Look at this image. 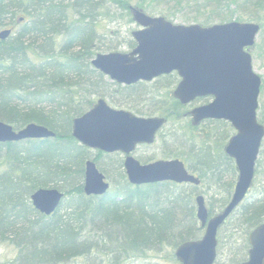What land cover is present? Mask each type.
I'll return each instance as SVG.
<instances>
[{
	"label": "trees",
	"instance_id": "16d2710c",
	"mask_svg": "<svg viewBox=\"0 0 264 264\" xmlns=\"http://www.w3.org/2000/svg\"><path fill=\"white\" fill-rule=\"evenodd\" d=\"M129 1L0 0V27L18 26L0 40V121L14 128L35 123L56 134L0 142V166H5L0 173V243L17 249L12 264H65L82 257L85 264H162L160 260L180 264L176 246L201 235L196 196H206L209 215L215 213L214 206L221 211L231 198L237 169L224 149L234 130L220 119L195 124L189 114L197 101L208 102V98L181 104L172 95L179 80L175 72L150 82L121 85L109 84L93 68L102 14L109 15L111 9L113 19L120 14L133 21L131 9L145 11L149 4L148 0ZM202 1L206 6L234 4L250 20H260L259 13H264V0ZM20 17L23 21L17 23ZM218 20L227 22L232 17L225 14ZM134 45L131 37L128 50ZM108 84L113 103L121 97L138 115L166 118L152 147L162 158L182 160L199 184L133 185L119 152L97 151L94 161L107 179L117 183L100 196L84 193V166L91 150L72 137L71 120L89 109L96 97H104L102 90ZM259 109L260 105L257 118L264 124ZM105 158L110 159L109 167L101 162ZM260 176L264 178V139L250 194L218 229L217 257L224 243L233 251L229 264L246 259L248 234L264 222ZM48 186L58 188L64 197L52 214L44 215L34 209L30 195ZM242 251L241 257H246L240 260L237 254Z\"/></svg>",
	"mask_w": 264,
	"mask_h": 264
},
{
	"label": "water",
	"instance_id": "95a60500",
	"mask_svg": "<svg viewBox=\"0 0 264 264\" xmlns=\"http://www.w3.org/2000/svg\"><path fill=\"white\" fill-rule=\"evenodd\" d=\"M140 28L132 31L136 42L128 52L97 53L92 65L111 80L124 85L152 79L175 71L179 81L172 95L186 104L210 97L205 104L190 110L193 123L205 119L229 122L234 133L225 145V153L234 159L237 179L230 200L218 213L209 216L202 194L196 196V216L204 228L197 239L185 240L175 249L180 264H214L217 256L219 226L246 197L255 174V163L264 138V124L257 119L261 77L252 67L249 48L255 43L258 23L236 20L210 26L176 24L163 16H150L132 8ZM11 29L0 30L6 39ZM166 122L162 116H139L116 109L105 99L94 105L71 124L72 136L82 145L104 152H120L131 184L174 181L198 184L178 158H159L141 163L133 152L140 144H153ZM54 131L35 123L15 129L0 121V142L29 138L54 137ZM109 187L105 175L92 159L85 162L83 190L87 195L104 194ZM64 193L56 187H41L31 196L32 205L50 215L59 206ZM247 259L237 264H264V222L248 234Z\"/></svg>",
	"mask_w": 264,
	"mask_h": 264
},
{
	"label": "rangeland",
	"instance_id": "374dc122",
	"mask_svg": "<svg viewBox=\"0 0 264 264\" xmlns=\"http://www.w3.org/2000/svg\"><path fill=\"white\" fill-rule=\"evenodd\" d=\"M136 2L137 0H132L131 2L129 1L130 4H137ZM148 2L149 4H145L144 6L145 11L142 10L143 12H146L147 14L152 16H161V15L165 16L167 19L171 20L174 23H179V24L197 23L201 25L213 24L220 22L218 20L219 16L229 14L232 17V20L243 21V22L253 21L261 25L262 27L260 26V29L255 38V43L250 49V53L252 57V67L254 71L260 75L262 80H264V13L261 12L259 13V17H261L260 20H250L249 18L250 16L240 11L239 8L234 4L228 6L226 4H212V6L209 5L206 6L203 3L204 1L202 0H182L181 2H177L176 0L171 2L148 0ZM110 10H109V15L102 14L103 17L99 19L100 22L98 24L97 29L101 37L98 39L99 49L96 53L108 52L111 50L127 51L129 48V41L131 39L130 32L139 27L135 22L131 21L126 15L116 14L115 18L113 19ZM17 27L18 26L14 28V32L15 30H17ZM109 81L110 80L107 79L108 83ZM145 82H150V81H145ZM102 93L103 96L106 98V100L112 106L117 108L128 109L127 104L130 101L126 103L127 99L118 97L120 99H117L114 103L112 102V99L110 98V85L106 89L102 90ZM207 98L208 101L211 99L210 97ZM201 103H205V102L197 101L195 105ZM141 104L143 106L145 103L142 102ZM259 105H260L259 110L261 111V114L263 115L262 117L264 119V93L263 95L259 94L258 107ZM154 116H159V115H154ZM89 156L90 158H93L95 156V151H91V154ZM134 156L142 163L149 162L154 159L162 158L159 156L156 146L152 147V145L139 146L134 152ZM109 160L110 159L105 158L103 159V161L101 160L100 161L104 166L107 165V167H109V165L107 164V163L110 164ZM261 169L262 166L259 169V171H261ZM4 170H5V166L1 165L0 173H2ZM107 180L110 183V187L115 189L114 187L117 182L115 180L111 181L110 178ZM257 181H259L260 183H264V178L260 176L257 178ZM48 187H53V186H48ZM249 194L250 191L248 192L247 196ZM202 195L205 197V203L208 208L209 206H208L207 198L204 194ZM214 210H215L214 214H216L218 212L216 211L217 210L216 206H214ZM202 233H203V229L201 230V234ZM222 245L223 246L219 252L218 257L216 258L215 264L230 263V256L233 253V251L231 252V249L226 247L224 243H222ZM237 247L238 246L235 245L234 247L235 250ZM243 254L244 251L237 254V257L240 259V257L243 256ZM16 257H17V249L15 248L14 245L10 243H0V264H12L15 261ZM245 257H241V259ZM160 262L162 264H170L168 260L167 261L160 260ZM65 264H85V261L84 258L82 257V258L73 259L72 261H68Z\"/></svg>",
	"mask_w": 264,
	"mask_h": 264
},
{
	"label": "flooded vegetation",
	"instance_id": "af4514ba",
	"mask_svg": "<svg viewBox=\"0 0 264 264\" xmlns=\"http://www.w3.org/2000/svg\"><path fill=\"white\" fill-rule=\"evenodd\" d=\"M19 21H21V19H18L16 22L18 23ZM5 27V26H4ZM7 27V26H6ZM2 28V26L0 27V29ZM108 80H110V78L108 76H105ZM110 83V81H109ZM110 104V103H109ZM91 151H95V155H96V152L99 151V150H96V149H90ZM107 154H110V153H107Z\"/></svg>",
	"mask_w": 264,
	"mask_h": 264
}]
</instances>
